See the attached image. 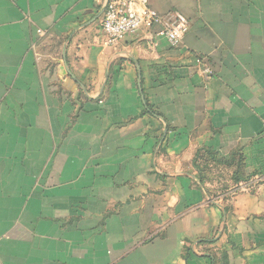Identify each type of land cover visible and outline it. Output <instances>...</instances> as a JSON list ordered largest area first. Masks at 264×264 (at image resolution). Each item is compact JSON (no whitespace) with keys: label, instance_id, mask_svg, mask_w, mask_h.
Instances as JSON below:
<instances>
[{"label":"crops","instance_id":"1","mask_svg":"<svg viewBox=\"0 0 264 264\" xmlns=\"http://www.w3.org/2000/svg\"><path fill=\"white\" fill-rule=\"evenodd\" d=\"M105 5L0 0V264H264V0Z\"/></svg>","mask_w":264,"mask_h":264},{"label":"built area","instance_id":"2","mask_svg":"<svg viewBox=\"0 0 264 264\" xmlns=\"http://www.w3.org/2000/svg\"><path fill=\"white\" fill-rule=\"evenodd\" d=\"M147 0H106L102 30L109 43L116 44L123 36L143 28L152 29L161 25L159 36L166 37L172 46L177 47L187 33L190 23L179 13L158 15L147 7ZM206 80L213 72L208 66L204 69Z\"/></svg>","mask_w":264,"mask_h":264}]
</instances>
